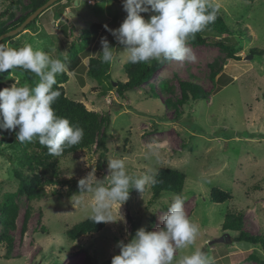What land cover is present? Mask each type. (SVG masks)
I'll use <instances>...</instances> for the list:
<instances>
[{"label": "rangeland", "instance_id": "rangeland-1", "mask_svg": "<svg viewBox=\"0 0 264 264\" xmlns=\"http://www.w3.org/2000/svg\"><path fill=\"white\" fill-rule=\"evenodd\" d=\"M10 1L0 0V12ZM22 2L25 5L28 0ZM122 2L64 0L6 44L14 48L31 44L34 50L61 60L65 54L78 53L82 64L62 85L66 96L108 119L103 128L107 138L105 164L99 167L100 152L94 149L59 157L60 179L79 181L94 169L96 179L107 184L108 161L114 158L124 159L128 174L134 177L153 178L159 169L176 170L185 176L181 194L186 197L184 209L198 233L191 245L177 249L173 264L196 250L204 251L214 264H260L249 258L253 254L264 262L259 248L233 242L234 233L228 234L230 244L207 245L225 234L221 226L227 211H241L244 230L264 235V0H208L223 16L233 44L241 48L236 54L239 60L227 58L213 43L200 47L188 44L195 63L168 62L149 84L119 95L118 84L127 81L123 68L127 55L125 46L119 45L105 26L119 28L126 17ZM22 13L16 10L15 17ZM141 15L147 21L154 13ZM82 34L88 42L79 54ZM102 37L116 49L108 80L87 75L88 59L99 56ZM251 50L263 54L252 55ZM179 80L202 86L208 98L179 105ZM15 81H19L17 86L26 84L17 69L0 74V90L10 88ZM16 131L0 132V201L4 194L17 191L14 166L6 158L10 152L6 144ZM151 182L143 192L131 189L121 206L113 204L107 213L112 222H105L100 232L75 241L66 234L92 217V194L57 198L51 194L53 188L46 187L45 195L31 203L16 194L15 228L8 232L12 249L5 259L0 243V264H83L86 257L101 264L112 259L119 254L117 243H128L138 229L163 227L172 195L164 194L147 206ZM65 188L60 190L64 194ZM214 188L229 194L231 200L212 203L210 192ZM28 207L31 211L23 230Z\"/></svg>", "mask_w": 264, "mask_h": 264}, {"label": "clouds", "instance_id": "clouds-1", "mask_svg": "<svg viewBox=\"0 0 264 264\" xmlns=\"http://www.w3.org/2000/svg\"><path fill=\"white\" fill-rule=\"evenodd\" d=\"M122 8L126 17L119 28L105 26V29L119 45L125 46L123 52L131 64L153 60L195 63L196 56L188 41L213 23L218 11L208 0H123ZM149 12L154 15L146 21L141 14ZM100 45L102 62H113L116 49L104 37ZM66 61V54L64 60L52 58L42 50H34L31 44L19 48L0 44V74L20 68L39 77L35 87L17 86L19 81H15L10 88L0 90V132L18 129L16 141L36 140L49 155L57 157L82 141L83 128L57 116L53 108L61 95L53 90L56 75L70 72ZM108 169L107 184L96 179L94 169L78 181L80 193L92 194L94 223L112 222L107 213L113 204L121 206L131 189L143 192L146 184L154 183L148 175H129L122 158L109 160ZM185 200L184 195L173 194L162 218L163 227L154 231L140 228L128 243L118 242L119 254L111 259V264H173L177 249L191 245L198 233L186 215ZM176 264H214V261L204 251L196 250L179 258Z\"/></svg>", "mask_w": 264, "mask_h": 264}, {"label": "trees", "instance_id": "trees-1", "mask_svg": "<svg viewBox=\"0 0 264 264\" xmlns=\"http://www.w3.org/2000/svg\"><path fill=\"white\" fill-rule=\"evenodd\" d=\"M48 0H28L27 4H23L22 0H11L9 5L0 12V20L5 19V22L0 21V36L6 34L18 26H20L35 10L44 5ZM64 0L57 1L54 5H60ZM254 2L256 0H247ZM53 6V5H52ZM51 6V7H52ZM23 11V13L15 17L16 10ZM64 8L61 10L63 11ZM37 19V18H36ZM34 19L29 25H34ZM14 37H10L0 41V44L6 45ZM233 36L228 31V28L223 20V16L217 11L216 19L209 24L203 31L197 33L194 38H190L188 44L193 47L204 46L207 43H213L219 50L226 54L227 58L232 60H239L236 55L241 51V48L233 44ZM83 43L81 54L85 50L88 42L85 34L80 37ZM250 54L261 56L262 51L251 50ZM82 58L78 53H70L67 57L66 63L70 69L68 73L60 74L56 79V84L53 85V90L61 93L60 97L53 104V108L57 116L67 118L71 124L77 125L84 130L82 141L71 147L66 148L64 153L59 157L72 156L79 152L95 150L99 154V167L105 164L107 154V138L103 128L106 129L108 124L107 117H102L99 114L87 110L81 103L69 99L66 96L64 83L68 81V74L74 73L82 64ZM166 63L158 61H151L150 63L131 64L127 62L124 65V74L126 76V83L118 84L117 93L123 95L129 90L142 87L149 84L153 75H155ZM111 63L102 62L101 56L90 57L87 65V75L90 78L101 80L109 79ZM23 73L26 84L30 87H35L39 82L38 77L23 69L16 68ZM180 99L177 101L179 105H184L188 101L204 100L208 98V93L204 88L194 82L179 80ZM7 149L10 151L6 158L11 165L14 166L13 177L17 181L16 194L23 195L26 200L31 203L34 200L41 199L45 195V188L52 187V195L57 198L65 196L72 198L75 195L82 194L78 188V181L75 180H61L59 171V161L57 156L49 155L47 149L40 145L38 141L21 143L16 141V135L7 142ZM154 183L150 185V200L147 206L151 207L164 194H182L185 176L184 174L169 168L159 169L153 176ZM65 188V194L61 189ZM14 193H6L2 196L0 201V243L5 249V259L8 258L12 249V239L8 232L15 228V220L17 217V206L14 203L16 196ZM231 200V196L219 189H212L210 192V201L215 204L225 203ZM31 207L25 212L24 225L30 215ZM153 221V220H152ZM151 221V222H152ZM243 213L241 211L233 212L227 211L222 223V231L225 234L234 233L237 236L233 242H242L250 244L259 248L264 256V235H251L244 230ZM104 227V223H94L92 218H88L75 226L67 232V237L71 241H75L82 236L96 234ZM230 237V236H229ZM232 243L231 237L229 244ZM250 259L257 263L264 264L263 259L255 254L250 255ZM83 264H95L90 257H86ZM101 264H111V259L102 262Z\"/></svg>", "mask_w": 264, "mask_h": 264}, {"label": "water", "instance_id": "water-1", "mask_svg": "<svg viewBox=\"0 0 264 264\" xmlns=\"http://www.w3.org/2000/svg\"><path fill=\"white\" fill-rule=\"evenodd\" d=\"M59 0H48L44 5H42L40 8L35 10L20 26H18L16 29L3 34L0 36V41L14 37L17 34L21 33L23 29L26 28L27 25H29L34 19L39 17L42 13H44L46 10H48L52 5H54ZM58 18V17H57ZM252 58L251 56L248 57V59ZM230 237L228 234H224L223 236L213 239L207 243V245L212 246L216 244H229Z\"/></svg>", "mask_w": 264, "mask_h": 264}]
</instances>
